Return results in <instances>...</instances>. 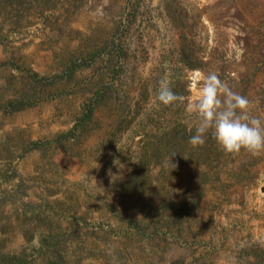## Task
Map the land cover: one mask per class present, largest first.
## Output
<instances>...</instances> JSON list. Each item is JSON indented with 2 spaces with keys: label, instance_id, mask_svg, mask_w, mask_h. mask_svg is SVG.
Instances as JSON below:
<instances>
[{
  "label": "rangeland",
  "instance_id": "1",
  "mask_svg": "<svg viewBox=\"0 0 264 264\" xmlns=\"http://www.w3.org/2000/svg\"><path fill=\"white\" fill-rule=\"evenodd\" d=\"M121 43L125 59L108 68ZM75 61L87 67L63 80ZM0 64L4 86L28 74L54 83L30 108L0 113L7 250L30 264L55 249L66 264H264V153H225L211 130L194 146L201 121L185 107L215 72L264 120V0H0ZM121 65L119 104L138 113L110 148L112 120L100 116L68 151H26L73 127L98 78ZM165 78L183 103L153 105ZM37 214L49 218L30 222L39 247L21 230Z\"/></svg>",
  "mask_w": 264,
  "mask_h": 264
},
{
  "label": "trees",
  "instance_id": "2",
  "mask_svg": "<svg viewBox=\"0 0 264 264\" xmlns=\"http://www.w3.org/2000/svg\"><path fill=\"white\" fill-rule=\"evenodd\" d=\"M118 51L117 56H111L108 59V68L110 64L120 63L125 59L126 52L124 46L119 44L116 49ZM87 63L88 61H85ZM2 65V64H0ZM87 67L78 62H74L71 67L67 68V71H64V79H74L77 69ZM120 68H115V70L108 69L107 74H102L97 82H95L94 90H92V95L88 101L83 104L82 111L77 117L73 127L68 130L58 133L53 136L51 139L46 141H32L26 148L27 152L33 151H47L49 149L60 148L63 151H68V146L73 142L83 141L88 135L92 134L93 127L95 124H98L100 121L98 117L105 116L112 120V129L109 131V136L106 139L108 147L110 148L114 141L121 136L126 123L129 124L132 116H135L138 113L136 105L124 106L119 104V95L118 92V82L117 79H120ZM110 77L106 80L107 77ZM55 78H59L55 76ZM54 87V83H47L44 79L39 78L37 74H28V76H23V78L16 82H11L10 84L0 83V113L4 115H13L22 110H26L33 106V100L37 97L44 98L48 91ZM86 90V88H83ZM126 116H130V119H127ZM100 125V124H99ZM8 177L13 178L15 171L11 172ZM7 178V177H6ZM5 179V178H4ZM1 197V195H0ZM6 198L4 196L0 198V209L5 205ZM37 218L39 221L46 222L49 220L48 216H24L25 223L21 226L23 232V237L26 242L29 243L35 238L34 230H30V222ZM52 238V235H49L48 238L42 239V246H47V242ZM57 239L58 236L56 235ZM49 239V240H48ZM46 254L43 255V259L47 258L48 264H66L68 253L63 250H53L50 256ZM28 256L23 254L15 253L11 250H7V247L4 244V240L0 235V264H30Z\"/></svg>",
  "mask_w": 264,
  "mask_h": 264
},
{
  "label": "clouds",
  "instance_id": "3",
  "mask_svg": "<svg viewBox=\"0 0 264 264\" xmlns=\"http://www.w3.org/2000/svg\"><path fill=\"white\" fill-rule=\"evenodd\" d=\"M201 80L195 100L185 105L201 121L189 142L194 146H202L206 133L211 130L225 153L237 154L241 150L253 156L264 153V120L249 115L251 102L248 98L229 89L215 72L203 75ZM177 102L183 103L184 97L172 90L167 78L162 79L153 105L171 106ZM33 244L40 246L39 237L34 238Z\"/></svg>",
  "mask_w": 264,
  "mask_h": 264
}]
</instances>
